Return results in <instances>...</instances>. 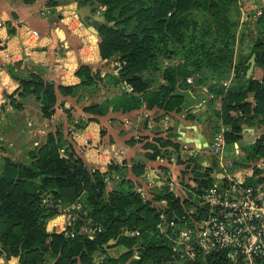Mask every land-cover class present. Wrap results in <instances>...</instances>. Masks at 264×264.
Listing matches in <instances>:
<instances>
[{
	"label": "trees",
	"instance_id": "trees-1",
	"mask_svg": "<svg viewBox=\"0 0 264 264\" xmlns=\"http://www.w3.org/2000/svg\"><path fill=\"white\" fill-rule=\"evenodd\" d=\"M89 1L98 3L105 16L97 26L101 55L118 61V70L102 77L91 65L81 64L80 83L57 87L37 72L24 68L18 75L10 67L20 82L16 97H10L13 108L22 110V100L34 95L41 102L42 116L51 118L57 92L79 99L105 83L116 93L83 106L85 113L104 116L111 109L126 113L145 107L174 114L186 107L184 91L205 87L206 107L187 118L207 123L212 134L224 130L229 152L248 128L260 130L248 158L264 155V51L255 64L261 77L252 76L250 90L244 80L249 58L264 50V10L257 19L252 50L237 59L244 31L240 0ZM56 4L48 0L49 6ZM65 111L73 124L72 109ZM95 119L80 117L74 125L81 129ZM69 134L60 126L48 132L43 143L26 149L22 159L0 155V256L19 257L18 264H172L170 240L160 229L162 216L168 220L181 216L195 204L189 191L200 196L213 185V170L204 165V155L184 160L182 152L187 149L175 135L156 137L146 145L152 150L150 159L176 156L178 164L185 165L180 184L186 194L180 187L173 190L171 176L164 173L169 180L144 188L143 195L137 190L142 182L129 173L140 176L145 164L111 162L103 172L85 162ZM78 203L81 207L72 210L74 219L64 230H47L62 206ZM112 248L121 249L112 254Z\"/></svg>",
	"mask_w": 264,
	"mask_h": 264
},
{
	"label": "crops",
	"instance_id": "crops-1",
	"mask_svg": "<svg viewBox=\"0 0 264 264\" xmlns=\"http://www.w3.org/2000/svg\"><path fill=\"white\" fill-rule=\"evenodd\" d=\"M56 1L55 6H49L48 0H0V126L6 133L8 125L13 127L19 124L17 132L22 133L0 136L3 138L0 142V155L18 158L14 156L16 152H25L26 149L40 145L45 141L48 132L55 131L61 126L65 132H70L69 138L88 165L105 172L111 162L120 164L127 162L129 167L133 164H145V172L140 176L129 173L130 178L142 182L139 185L143 188L159 185L160 183L153 181L150 175L156 171L155 169L163 168L166 176H171L170 182L175 184L171 185L172 189L180 187L181 192L185 193L180 184L181 172L185 165L178 164L176 156L170 159L164 156V162L158 160L161 155H157V159H150L149 154L152 150L146 145L155 142L156 137L169 139L173 134L176 141L182 142L184 149H187L186 152H182L184 160L191 156L201 157L204 153L209 154L207 145L214 135L209 125L187 118L188 113L199 114L206 107L201 104L202 99L207 97L205 87L184 91L186 107L182 112L174 114H165L163 110L157 108L143 107L126 113L111 109L107 115L92 116L83 111V106L90 103L88 92L79 99L78 96H64L57 92L56 111L51 118L42 116L41 102L34 95L22 100V110L13 108L10 97H16L20 90V82L13 77L10 67L14 68L18 75L21 74L19 69L24 68L37 72L45 80L54 82L57 87L61 84L80 83L77 70L81 64L91 65L92 70L99 72L102 77L118 70V61L104 59L100 52L99 36L93 27L97 29L102 21L87 18V23L79 13L82 6L98 3L89 0ZM244 1L248 17L241 21L244 31L240 32L237 59L246 58L252 50L253 42L258 35L257 19L264 10V0ZM254 3L261 11L257 17ZM75 12L79 13L83 28L73 16ZM92 14L101 16L102 7L93 10ZM84 28L88 29L89 33L85 32ZM261 75V70L255 67L252 76ZM104 84L98 83V86L94 87L95 92L99 88L106 89ZM66 109H72L75 122L80 117L96 119L78 129L74 121L73 124L70 123ZM253 131L254 129L248 128V132ZM206 161L207 158L203 163L208 167ZM150 180L153 181L151 184ZM189 182L195 184L193 180ZM70 219V214L61 211L48 221L47 230L62 231ZM109 251L117 253L113 248ZM99 260L101 256L98 257L97 261ZM18 263L19 257H11L8 264Z\"/></svg>",
	"mask_w": 264,
	"mask_h": 264
},
{
	"label": "built area",
	"instance_id": "built-area-1",
	"mask_svg": "<svg viewBox=\"0 0 264 264\" xmlns=\"http://www.w3.org/2000/svg\"><path fill=\"white\" fill-rule=\"evenodd\" d=\"M240 3L243 22L248 17L247 9L244 0ZM254 8L257 17L261 11L255 3ZM73 16L83 28L79 13L75 12ZM235 76L233 71L232 77ZM223 83L227 85L228 81ZM127 88L131 90L130 86ZM208 98H203L201 104L206 105ZM234 146L233 153L239 155V143ZM207 148L210 156L218 157L223 163L225 174H220L221 181L214 175L213 185L202 195H196L197 199L192 200L195 204L184 214L171 220L162 216L160 229L170 240L171 260L174 264H264V155L252 161L251 168L230 173L234 161L223 160L227 154L224 130L213 135ZM158 160L164 162L165 158L158 157ZM155 170L156 178H165L164 169ZM252 171L257 182L255 185L246 180ZM137 190L144 195L142 186ZM80 207L79 203L68 207L72 220V210ZM8 263L9 259L0 256V264Z\"/></svg>",
	"mask_w": 264,
	"mask_h": 264
},
{
	"label": "rangeland",
	"instance_id": "rangeland-1",
	"mask_svg": "<svg viewBox=\"0 0 264 264\" xmlns=\"http://www.w3.org/2000/svg\"><path fill=\"white\" fill-rule=\"evenodd\" d=\"M90 90H91V92L88 95L89 101L90 102H96V101H99L100 102V101L104 100L106 97H109L110 95H112L116 91V88L111 87V86H107L106 89L99 88V90L97 92H95L96 90L93 87V89L91 88ZM34 101H35V99H34ZM73 116H75V115H73ZM18 125L19 124H16L13 127H11V126L8 125V128L6 129V133L1 130L2 129V126H0V136L7 137L8 135L11 136L13 134H16L17 135L18 133H21V132H17V126ZM260 133H261L260 130H254L253 132H245L243 134V136H242V139L239 142L240 154L239 155L238 154H235V153H233V151L226 154V156L224 157L223 160H225V161H228V160L234 161V166L231 167V168H229V172L230 173H232L233 171H236V170H240V169H249V168H251V162L257 160V157H259L260 155L253 154L254 157L252 156L250 158H248V156H250L251 152L254 153L252 151V149H251V146L255 142V140L260 136ZM19 139H22V138L19 137ZM23 155H24V152H16L14 154V156H16V157H18L20 159L23 158ZM205 158H207V161L205 163L207 165H209L210 168H212L213 173L215 174L216 179L218 181H221L220 174L222 176L225 174V170H224L223 163L219 160L218 157H216L214 155L213 156H210V154L204 153V159ZM151 177L154 178L153 181H157V182H162V181L169 180V178H166V177L165 178H156L155 175L152 174V173H151ZM235 179H237V176H235ZM246 180H247V183H249V184L252 183V185H255L257 183L256 182V178H255L254 171H252V173H250L247 176V179ZM189 183L192 184L191 182H189ZM112 186H113V183H110L108 185V189H111ZM176 194H177V192H176ZM187 196H190L191 200H193V201L197 199V196L194 193V191H189L188 194H187ZM68 207H70V206H66V207H63L62 206V209L61 210H62V212H67V214L69 215V212L67 211L68 210ZM190 208H191V206H190ZM71 221H72V219H70V222ZM120 249L113 248V250H117V253L120 251ZM112 252L113 251H111V253ZM171 263L174 264L173 262H171Z\"/></svg>",
	"mask_w": 264,
	"mask_h": 264
},
{
	"label": "water",
	"instance_id": "water-1",
	"mask_svg": "<svg viewBox=\"0 0 264 264\" xmlns=\"http://www.w3.org/2000/svg\"><path fill=\"white\" fill-rule=\"evenodd\" d=\"M98 8H99V5L98 4L89 5V6H82L81 9H80V11H79V13H80L81 17L83 18V20L85 22H87V23H88V19L87 18H94L96 20L104 21L105 20V16L104 15L96 16V15L92 14V11L93 10H96ZM93 30L98 33V30L96 28L93 27ZM263 51L264 50H258V51H256L251 56V58L248 61L249 68H248L247 73H246V76L244 78V80H248L249 81L247 90H250V86H251V83H252V75H253V71H254L255 64H256V57H257L258 54H262ZM112 242H114V241H112Z\"/></svg>",
	"mask_w": 264,
	"mask_h": 264
},
{
	"label": "bare ground",
	"instance_id": "bare-ground-1",
	"mask_svg": "<svg viewBox=\"0 0 264 264\" xmlns=\"http://www.w3.org/2000/svg\"><path fill=\"white\" fill-rule=\"evenodd\" d=\"M84 31L89 33L88 29H86V28H84Z\"/></svg>",
	"mask_w": 264,
	"mask_h": 264
}]
</instances>
